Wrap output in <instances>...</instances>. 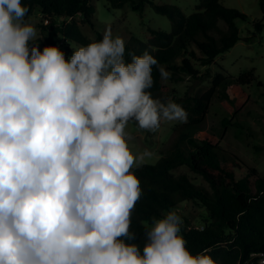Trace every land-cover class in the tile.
Segmentation results:
<instances>
[{
    "label": "clouds",
    "instance_id": "clouds-1",
    "mask_svg": "<svg viewBox=\"0 0 264 264\" xmlns=\"http://www.w3.org/2000/svg\"><path fill=\"white\" fill-rule=\"evenodd\" d=\"M28 12L0 0V264H216L188 250L175 210L145 224L142 250L131 242L143 194L132 169L152 153H133L127 128L187 122L148 91L153 66L170 73L147 50L126 63L111 29L70 59L41 51Z\"/></svg>",
    "mask_w": 264,
    "mask_h": 264
},
{
    "label": "trees",
    "instance_id": "trees-1",
    "mask_svg": "<svg viewBox=\"0 0 264 264\" xmlns=\"http://www.w3.org/2000/svg\"><path fill=\"white\" fill-rule=\"evenodd\" d=\"M107 2L109 9H123L129 4L142 15L150 6L172 23L171 32L149 28L146 48L135 40L126 43V63L131 62L132 54L142 55L147 50L170 73L169 79L173 83L184 82L186 78L211 80L210 88L203 94L190 96L186 93L183 97L170 99L165 92V80L153 66L154 83L148 89L152 97L165 103L174 101L188 115L187 122L175 128L177 135L157 164L132 169L140 180L143 194L132 212L130 231L136 238L131 242L142 250L146 222L152 223L153 217L162 218L169 210L178 209L182 202L196 201L207 210L209 223L203 228H194L190 223L182 226L188 250L196 255L210 249L206 254L216 264H259L256 255H264V177L257 169L247 168L246 174L237 179L238 157L218 143L195 136L196 132L204 130L215 98L236 103V111L230 112L235 117L244 104L231 99L229 91L236 94L239 89L254 83L259 88L264 87L254 70L237 77L224 71L211 74L209 70L220 55L241 40L236 22L246 21L248 16L240 10L225 7L221 0H200L197 12L189 16L176 6L158 5L150 0ZM22 4L29 8L27 16L39 10L46 22L42 32L47 33V37L36 41L42 47L41 51L45 46H58L60 41L87 46L103 38L98 33L94 41L89 39L77 21L81 17L83 24L93 30L96 28V7L91 0H22ZM259 6L262 18L254 22L256 30L264 27V0H259ZM74 51L66 47L65 58L70 59ZM199 67L206 70L202 73ZM230 123V120L223 121L224 126ZM235 125L240 127L238 123ZM183 166L202 177L206 184L197 185L186 174L176 176L172 173Z\"/></svg>",
    "mask_w": 264,
    "mask_h": 264
},
{
    "label": "rangeland",
    "instance_id": "rangeland-1",
    "mask_svg": "<svg viewBox=\"0 0 264 264\" xmlns=\"http://www.w3.org/2000/svg\"><path fill=\"white\" fill-rule=\"evenodd\" d=\"M91 1L96 7V28L93 30L90 26L83 24L81 17H78L77 21L81 25L82 32L93 41L98 33L103 35L106 29H111L113 37H122L125 44L135 40L140 43V46L146 48L150 38L149 28L165 32L172 31L170 19L157 13L150 6L142 15L134 11L129 4L123 9H109L107 0ZM150 1L158 5L176 6L187 16L197 12V6L200 3V0ZM221 3L227 8L240 10L248 18L246 21L236 22L241 40L216 59V62L209 67L211 74L224 71L226 74L237 77L241 73L254 70L257 79L264 83V27L261 30H256L254 26V22H258L262 18L259 0H221ZM25 19L38 29L37 41L47 37L48 34L42 32V25H46V22L39 10L26 16ZM39 47L42 48L40 44ZM58 47L62 51L66 47L76 50L79 45L60 41ZM199 68L202 73L206 70L205 67ZM165 84L166 94L170 99H174L183 97L186 93L190 96L203 94L210 88L211 80L186 78L184 82L173 83L168 78L165 80ZM229 95L231 99L244 104L240 113L232 117L230 112L236 111V103L230 100L227 103L226 100L215 98L212 101L204 130L196 132L195 136L197 139L207 138L218 143L238 157L240 166L235 169L237 179L246 174L247 168L257 169L259 174L264 177V87L259 88L254 83L252 86L239 89L236 94L229 91ZM225 119L231 121L227 126L223 125ZM235 123H238L240 127H237ZM181 124L183 123L178 121H162L159 129L151 132L140 129L134 122H130L127 131L133 139L129 141V147L133 153L145 150L151 152L152 155L146 158L145 164L155 165L168 152L177 135L175 128ZM172 173L176 176L186 174L197 185L206 184L202 177L196 175L186 166L179 167ZM175 211L182 217L183 225L190 223L194 228H203L209 223L207 210L199 202H182ZM145 224L151 225L149 222Z\"/></svg>",
    "mask_w": 264,
    "mask_h": 264
},
{
    "label": "built area",
    "instance_id": "built-area-1",
    "mask_svg": "<svg viewBox=\"0 0 264 264\" xmlns=\"http://www.w3.org/2000/svg\"><path fill=\"white\" fill-rule=\"evenodd\" d=\"M255 256V255H254ZM259 257V264H264V255L263 254H258L256 255Z\"/></svg>",
    "mask_w": 264,
    "mask_h": 264
}]
</instances>
